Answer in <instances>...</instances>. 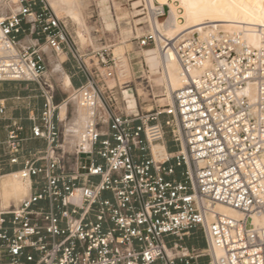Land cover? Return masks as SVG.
<instances>
[{
  "label": "built area",
  "instance_id": "2783aa9c",
  "mask_svg": "<svg viewBox=\"0 0 264 264\" xmlns=\"http://www.w3.org/2000/svg\"><path fill=\"white\" fill-rule=\"evenodd\" d=\"M18 3L0 16V82L36 84L44 107L36 114L28 103L32 125L23 137L22 118H8L0 100V120H11L0 178L14 172L28 187L17 203L0 206V264H264V39L255 48L238 31L214 26L171 41L151 28L138 45L172 49L183 84L170 109L140 114L124 95L118 106L101 72L104 53L89 65L45 0ZM152 10L154 20L166 14L160 5ZM28 35L70 55L72 74L84 77L72 84L85 115L70 153L42 44L19 48ZM248 83L254 101L244 93ZM163 113L172 118L162 123ZM30 139L45 146L22 159ZM154 144L164 145V159L154 158ZM197 232L204 248L188 245Z\"/></svg>",
  "mask_w": 264,
  "mask_h": 264
},
{
  "label": "rangeland",
  "instance_id": "374dc122",
  "mask_svg": "<svg viewBox=\"0 0 264 264\" xmlns=\"http://www.w3.org/2000/svg\"><path fill=\"white\" fill-rule=\"evenodd\" d=\"M45 1L51 11L66 23L74 41L75 49L85 56L84 59L89 65L93 63L98 65L99 55L101 53L105 54L108 63L105 67H101L103 68L101 72L109 87H115L119 107L124 106V91L131 89L132 92L137 93L140 114H145L147 111L156 112L170 109L168 98L165 95L166 82L163 78L161 63L159 62V43L148 47H140L138 45V39L148 30H151V20H154V12L152 7L149 8L147 1L85 0L83 6L71 7L68 4H62L59 0H54L60 5V14L52 10L51 4L53 0ZM155 3V7H157L159 4ZM18 7V1L0 0V16L5 17L12 12H16ZM70 9H72L73 13L80 16L82 22L79 23L72 18ZM166 16L160 18L158 21H164ZM161 33L164 37H168V34L163 29H161ZM31 38V35L24 36L21 41L29 45ZM43 50L46 54L50 81L55 88V102L61 104L66 99L68 102L67 124L66 126L61 124V128L65 133L64 148L70 153L73 150L76 136L82 127L84 110L81 107L78 108L77 103L72 100L73 88L65 89L64 87L65 72L67 73V67L70 63L67 60L66 53H61L57 56L48 46L43 47ZM116 53H120L123 56L122 70L126 71L125 75L121 74L120 63L116 58ZM55 60L57 65L60 63L59 66L55 64ZM61 61H64V63H61ZM26 84L20 82H0V92L17 91L26 87L30 93L40 97V90L36 84ZM125 98L128 100L131 96L125 94ZM79 109L80 112L78 113ZM76 117L80 118L79 129H76L74 133L69 135L67 128L70 126L71 120ZM169 118H172V116L166 113L160 115L162 123ZM165 132L168 145L174 146L168 127H165ZM183 170V168L178 169L177 175L179 177H181ZM20 199H12L9 203H3L0 196V205L7 207L10 204L17 203ZM194 238L199 241L204 240L201 232L194 234ZM207 260V257L202 258V261Z\"/></svg>",
  "mask_w": 264,
  "mask_h": 264
},
{
  "label": "bare ground",
  "instance_id": "6f19581e",
  "mask_svg": "<svg viewBox=\"0 0 264 264\" xmlns=\"http://www.w3.org/2000/svg\"><path fill=\"white\" fill-rule=\"evenodd\" d=\"M17 2L18 0H13ZM62 4H68L71 7H81L85 0H59ZM149 3V8H155V2L162 6L165 10L166 18L160 22L151 20L153 30L163 29L168 34L167 39L174 41L181 35L188 33L196 35H204L210 27H222L227 31H238L251 46L257 48L261 45L264 39V0H145ZM146 3V4H147ZM148 6V5H147ZM52 10L60 14V5L54 0L51 4ZM167 8V12H166ZM73 9V8H72ZM72 18L77 22H82L79 15L72 12ZM150 16V15H149ZM164 17V16H163ZM263 38V39H262ZM21 50L27 48L20 45ZM61 54V53H60ZM120 53H116V58L119 61L120 71L125 75V70H122V58ZM56 59V58H54ZM54 61V60H53ZM159 62L161 63L163 78L166 82L165 95L168 98L169 106H173V92L178 90L183 84V76L177 57L172 49L166 52L161 49L159 44ZM55 64L57 62L55 60ZM58 63L57 66H59ZM57 68V67H56ZM65 89L72 88L70 77L66 74L64 77ZM244 93L251 100L256 99V87L253 83H248ZM61 105V104H60ZM79 108V106H78ZM82 110V109H81ZM67 104L61 105V114L65 115ZM80 112V109L78 113ZM79 115V114H78ZM85 115V112L84 114ZM81 116V113H80ZM61 118V117H60ZM62 120V119H61ZM80 118L76 117L71 120L67 132L70 135L76 129H79ZM83 121V118H82ZM70 138V136H69ZM152 152L156 160H162L167 154V151L162 144H154ZM28 192L27 183L21 181L16 173H7L0 178V196L3 203H9L12 199H19L25 196ZM12 205V204H10ZM9 205V206H10ZM2 206V205H0ZM7 206V207H9ZM4 207V206H3ZM218 211L221 214L237 217L240 213L236 210L225 206H218ZM219 253V250H217Z\"/></svg>",
  "mask_w": 264,
  "mask_h": 264
},
{
  "label": "crops",
  "instance_id": "0c3cea01",
  "mask_svg": "<svg viewBox=\"0 0 264 264\" xmlns=\"http://www.w3.org/2000/svg\"><path fill=\"white\" fill-rule=\"evenodd\" d=\"M37 43L42 44L41 45L42 49H43V47L46 46L43 43L42 39L39 40L36 36H32L31 40L29 41V45H35ZM20 45L22 47L29 46L23 41H20ZM66 55H67V60H69L70 63H69V66L67 67V73L65 71L64 72H65V74H67L70 77L71 82L74 86H79L81 83L84 82V77L80 74H78V75L72 74L71 65H72L73 61H72V58L70 57V55H68V54H66ZM61 63H62V61H61ZM125 94H128L129 96H131V98L127 100L125 98ZM123 95H124L125 102L127 103L128 107L131 109V111H136V108L138 107L137 93L135 94V92H132L131 89H127L124 91ZM17 96H20L21 100H19V101L15 100L14 98ZM132 96H133V98H132ZM0 100H3L6 104L8 118H12V120H15V119L19 120L20 118H22V123L27 128V130L24 131L21 135L23 137L29 136L30 135L29 127L32 125V123L27 119V116L29 114L28 103H30L31 106H33L35 108V113L38 114L40 112V110L44 107V99L41 96V94H40V97H38L37 95L30 93L29 90L26 89V87H24L23 89L17 90V91L0 92ZM62 104L63 103H61V105ZM61 105H60V117L62 120H64V119L68 118L67 117L68 116L67 115L68 114V105H67V111L65 112L64 116H62V114H61ZM10 122H11V120H9V119L0 120V141H3L4 139H6L7 134H8V128L6 126L9 125ZM44 146H45V142L42 139L27 140L24 144V151H23V158L22 159H24L30 151L35 150V149H39V148H43ZM170 150H174V149L170 148ZM22 166H23V163L21 162L19 164L12 165L11 169L17 170V169H20ZM194 245H196L199 248L205 247L204 242H201V243L199 242V243H196Z\"/></svg>",
  "mask_w": 264,
  "mask_h": 264
},
{
  "label": "trees",
  "instance_id": "16d2710c",
  "mask_svg": "<svg viewBox=\"0 0 264 264\" xmlns=\"http://www.w3.org/2000/svg\"><path fill=\"white\" fill-rule=\"evenodd\" d=\"M170 148H173L174 150H175V147L174 146H169ZM190 241V243L188 244L189 246H191V245H194V244H196V243H201V242H204V240H202V241H199L198 239L196 240V238H194V236L193 237H191L189 240H188V242ZM205 243V242H204Z\"/></svg>",
  "mask_w": 264,
  "mask_h": 264
}]
</instances>
